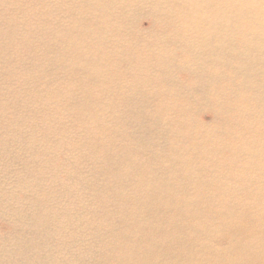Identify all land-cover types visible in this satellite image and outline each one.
I'll list each match as a JSON object with an SVG mask.
<instances>
[{"label":"bare ground","instance_id":"6f19581e","mask_svg":"<svg viewBox=\"0 0 264 264\" xmlns=\"http://www.w3.org/2000/svg\"><path fill=\"white\" fill-rule=\"evenodd\" d=\"M0 264H264V0H0Z\"/></svg>","mask_w":264,"mask_h":264},{"label":"rangeland","instance_id":"374dc122","mask_svg":"<svg viewBox=\"0 0 264 264\" xmlns=\"http://www.w3.org/2000/svg\"><path fill=\"white\" fill-rule=\"evenodd\" d=\"M143 24H144V26H147V25H148V23H147V22H144ZM205 119H206V120H209V117H208V115H205Z\"/></svg>","mask_w":264,"mask_h":264}]
</instances>
